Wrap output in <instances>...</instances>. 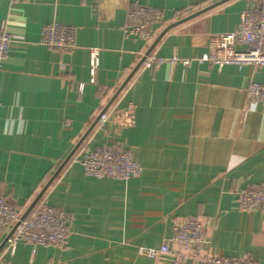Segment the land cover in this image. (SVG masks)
<instances>
[{
	"label": "crops",
	"instance_id": "obj_1",
	"mask_svg": "<svg viewBox=\"0 0 264 264\" xmlns=\"http://www.w3.org/2000/svg\"><path fill=\"white\" fill-rule=\"evenodd\" d=\"M220 1L0 0V27L22 37L0 64V196L24 217L95 124L42 196L73 217L67 244L20 243L13 254L1 251L0 264H154L139 249H159L186 217L205 221L213 252L264 264V211H242L235 195L264 185V103L246 93L251 81L264 84V67L200 61L211 36L233 31L260 0L226 1L168 31L149 54L156 66L142 64L110 104L133 103L135 126L99 130V115L160 34ZM132 2L164 14L151 41L124 36ZM55 22L77 27L73 53L41 44L43 27ZM91 47L102 51L94 84ZM110 141L132 151L141 175L99 180L75 162ZM9 233L0 229V246Z\"/></svg>",
	"mask_w": 264,
	"mask_h": 264
},
{
	"label": "built area",
	"instance_id": "obj_2",
	"mask_svg": "<svg viewBox=\"0 0 264 264\" xmlns=\"http://www.w3.org/2000/svg\"><path fill=\"white\" fill-rule=\"evenodd\" d=\"M25 2L26 0H11ZM127 22L123 27L126 38L133 37L145 42L155 37V28L164 21V14L154 7L132 2L126 9ZM77 27L61 23H51L42 29L40 42L51 50L73 53L77 48ZM21 36L11 34L5 25L0 27V64L7 57L10 45L21 40ZM242 47L244 49H242ZM102 51L98 47L89 49L90 83L96 82L101 65ZM175 57L174 60H178ZM157 57L147 55L145 68H154ZM219 67L226 65H247L252 68L264 67V0L259 7L245 9L241 13L239 25L231 32L212 35L209 52L200 60ZM190 59L183 60L188 66ZM134 83V79L129 84ZM85 83L79 84L83 91ZM129 86V87H130ZM246 93L252 102L264 103V84L251 81ZM1 105V103H0ZM136 106L129 103L124 108L117 105L108 107L98 117L99 130L106 125H115V134L136 124ZM88 177L129 181L142 173V167L134 159L131 150L124 149L114 141L93 150H87L82 158L75 160ZM236 201L242 211H264V185L248 186L235 192ZM73 217L61 209L48 204L44 197L36 203L31 212L21 217L16 210L0 196V229H14L4 246V251L13 254L20 243L36 247L63 248L71 234ZM205 221L199 217L177 219L173 224V234L159 249L140 248L139 255L152 259L154 264H259L251 258H229L208 248V230Z\"/></svg>",
	"mask_w": 264,
	"mask_h": 264
},
{
	"label": "water",
	"instance_id": "obj_3",
	"mask_svg": "<svg viewBox=\"0 0 264 264\" xmlns=\"http://www.w3.org/2000/svg\"><path fill=\"white\" fill-rule=\"evenodd\" d=\"M229 1V0H223L220 1L218 3H215L201 11H198L197 13H194L170 26H168L161 34L160 36L156 39V41L154 42V44L152 45L151 49L149 50V52L147 53V55H149L151 53V51L154 49V47L157 45V43L160 41V39L168 32L170 31L172 28L187 22L203 13H205L206 11H209L219 5H221L222 3ZM146 55V56H147ZM146 57H144V59L140 62V64L135 68V70L132 72V74L128 77V79L126 80V82L124 83V85L122 87H120V89L117 91V93L115 94V96L113 97V99L110 101V103L107 105V107L104 109L103 112H105L108 107L110 106V104L117 98V96L124 90V88L127 86V84L129 83V81L133 78V76L135 75V73L137 72V70L139 69V67L144 63ZM102 112V113H103ZM95 124L92 125V127L88 130V132L86 133V135L81 139V141L78 143V145L76 146V148L74 149V151L69 155V157H67V159L64 161L63 165L60 167V169L55 173V175L50 179V181L46 184V186L44 187V189L42 190V192L39 194V196L35 199V201L32 203V205L30 206V208L28 209L27 213L24 215L23 218H25L30 211L33 209V207L36 205V203L41 199V197L44 195V193L47 191V189L50 187V185L53 183V181L56 179V177L58 176L59 172L62 170L63 167H65V165L70 161V159L72 158L73 154L75 151L78 150V148L81 146V144L84 142V140L87 138V136L91 133V131L94 129ZM14 229L9 233V235L7 236V238L5 239V241L2 243V245L0 246V253L3 250L4 246L6 245L8 239L11 237V235L13 234Z\"/></svg>",
	"mask_w": 264,
	"mask_h": 264
},
{
	"label": "trees",
	"instance_id": "obj_4",
	"mask_svg": "<svg viewBox=\"0 0 264 264\" xmlns=\"http://www.w3.org/2000/svg\"><path fill=\"white\" fill-rule=\"evenodd\" d=\"M141 68H142V66H141ZM141 68H139V69H141ZM139 69H138V70H139ZM138 70H137V72H138ZM137 72H136V73H137Z\"/></svg>",
	"mask_w": 264,
	"mask_h": 264
}]
</instances>
